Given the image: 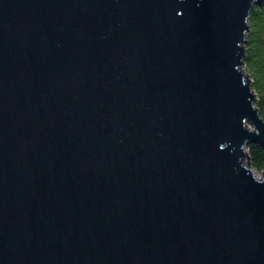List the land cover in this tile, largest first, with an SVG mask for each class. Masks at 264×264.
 I'll use <instances>...</instances> for the list:
<instances>
[{"label": "water", "instance_id": "1", "mask_svg": "<svg viewBox=\"0 0 264 264\" xmlns=\"http://www.w3.org/2000/svg\"><path fill=\"white\" fill-rule=\"evenodd\" d=\"M257 3L0 0V264H264Z\"/></svg>", "mask_w": 264, "mask_h": 264}, {"label": "trees", "instance_id": "2", "mask_svg": "<svg viewBox=\"0 0 264 264\" xmlns=\"http://www.w3.org/2000/svg\"><path fill=\"white\" fill-rule=\"evenodd\" d=\"M251 26L246 38L245 66L257 93V106L264 118V4H255L249 19ZM252 167L264 171V146L252 142L248 146Z\"/></svg>", "mask_w": 264, "mask_h": 264}, {"label": "rangeland", "instance_id": "3", "mask_svg": "<svg viewBox=\"0 0 264 264\" xmlns=\"http://www.w3.org/2000/svg\"><path fill=\"white\" fill-rule=\"evenodd\" d=\"M243 69H244V71H245V73L246 74H249V72H248V70H247V68H246V66L244 65L243 66ZM250 75V74H249ZM252 126V128H254V126L253 125H251ZM245 165L247 166V167H249L250 166V157H247V158H245ZM252 171H253V173H254V175L257 177V178H264V171H257L256 169H254V168H252Z\"/></svg>", "mask_w": 264, "mask_h": 264}, {"label": "bare ground", "instance_id": "4", "mask_svg": "<svg viewBox=\"0 0 264 264\" xmlns=\"http://www.w3.org/2000/svg\"><path fill=\"white\" fill-rule=\"evenodd\" d=\"M251 128V127H250ZM252 129V128H251ZM253 130V129H252Z\"/></svg>", "mask_w": 264, "mask_h": 264}]
</instances>
